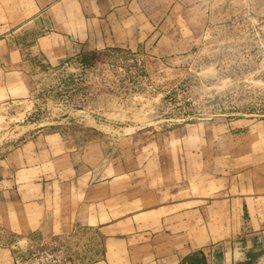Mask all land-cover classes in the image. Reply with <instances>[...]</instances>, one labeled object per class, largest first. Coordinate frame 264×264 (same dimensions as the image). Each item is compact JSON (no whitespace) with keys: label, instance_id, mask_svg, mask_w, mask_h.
Masks as SVG:
<instances>
[{"label":"rangeland","instance_id":"374dc122","mask_svg":"<svg viewBox=\"0 0 264 264\" xmlns=\"http://www.w3.org/2000/svg\"><path fill=\"white\" fill-rule=\"evenodd\" d=\"M63 6V21L95 26L99 48L25 63L21 88L0 100V160L12 159L37 134L76 136L85 166L106 175L125 171L127 199L143 187L162 199L185 198L180 206L192 214L203 206L201 221L191 217V244L205 242L209 264H232L224 252L233 242L231 227L242 223L240 205L215 198L232 173L264 167V0H64ZM116 39L127 42L113 45ZM139 206L118 210L132 219L112 231L141 228L155 217H135ZM56 231L13 233L0 225V247L9 256L1 254L0 264L102 259L98 229Z\"/></svg>","mask_w":264,"mask_h":264},{"label":"crops","instance_id":"0c3cea01","mask_svg":"<svg viewBox=\"0 0 264 264\" xmlns=\"http://www.w3.org/2000/svg\"><path fill=\"white\" fill-rule=\"evenodd\" d=\"M63 1L0 0V100L21 88L18 79L25 63L36 57L52 62L79 49L99 48L93 24H79L71 17L62 20ZM114 42L121 46L127 41ZM84 151L78 137L50 132L32 136L14 150L12 159L0 160L2 228L23 234L68 232L75 226L98 229L102 259L91 264H179L190 253L205 252L204 241L192 245L190 240L191 217L201 221L203 206L192 214L180 206L185 198L162 199L160 192L143 187H137L135 199H127L125 171L106 175L100 167L85 166L79 160ZM261 171L246 168L232 173L215 198L240 205L242 223L231 227L233 242L224 252L232 264H257L264 253V167ZM127 204L140 205L134 209L135 217L145 213L155 217L141 228L113 232L123 219H132L117 214ZM236 253L243 255L238 259ZM1 254L9 259L0 247Z\"/></svg>","mask_w":264,"mask_h":264},{"label":"trees","instance_id":"16d2710c","mask_svg":"<svg viewBox=\"0 0 264 264\" xmlns=\"http://www.w3.org/2000/svg\"><path fill=\"white\" fill-rule=\"evenodd\" d=\"M208 256L203 250L188 254L179 264H208Z\"/></svg>","mask_w":264,"mask_h":264}]
</instances>
